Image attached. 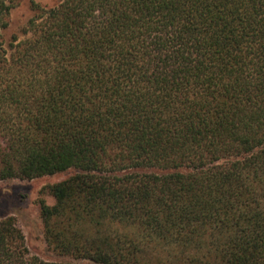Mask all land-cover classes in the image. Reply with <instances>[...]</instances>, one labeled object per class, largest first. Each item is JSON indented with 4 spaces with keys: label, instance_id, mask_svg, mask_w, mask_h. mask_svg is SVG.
Here are the masks:
<instances>
[{
    "label": "trees",
    "instance_id": "obj_1",
    "mask_svg": "<svg viewBox=\"0 0 264 264\" xmlns=\"http://www.w3.org/2000/svg\"><path fill=\"white\" fill-rule=\"evenodd\" d=\"M0 0V181L71 172L0 264H264V0Z\"/></svg>",
    "mask_w": 264,
    "mask_h": 264
},
{
    "label": "rangeland",
    "instance_id": "obj_2",
    "mask_svg": "<svg viewBox=\"0 0 264 264\" xmlns=\"http://www.w3.org/2000/svg\"><path fill=\"white\" fill-rule=\"evenodd\" d=\"M30 1L21 0L20 4L11 11L9 26L3 32L5 39L8 40L12 35L18 34L31 16ZM35 1L43 4L50 3L47 0ZM70 174L71 172H65L34 180L0 181V219L13 217L24 235L29 252L46 261H57L62 258L45 242L38 201L44 200L48 205H52L54 200L48 188L66 179Z\"/></svg>",
    "mask_w": 264,
    "mask_h": 264
}]
</instances>
